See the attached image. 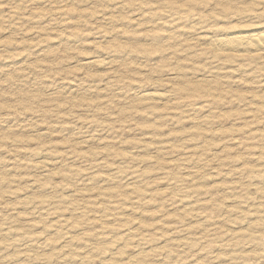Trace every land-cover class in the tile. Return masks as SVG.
Here are the masks:
<instances>
[{"label":"rangeland","instance_id":"1","mask_svg":"<svg viewBox=\"0 0 264 264\" xmlns=\"http://www.w3.org/2000/svg\"><path fill=\"white\" fill-rule=\"evenodd\" d=\"M248 31L264 0H0V264H264V55L209 42Z\"/></svg>","mask_w":264,"mask_h":264},{"label":"bare ground","instance_id":"2","mask_svg":"<svg viewBox=\"0 0 264 264\" xmlns=\"http://www.w3.org/2000/svg\"><path fill=\"white\" fill-rule=\"evenodd\" d=\"M209 42L214 50L225 52L228 56L260 58L264 55V31L242 32L226 38H213Z\"/></svg>","mask_w":264,"mask_h":264}]
</instances>
